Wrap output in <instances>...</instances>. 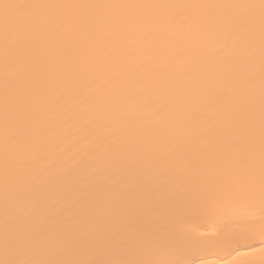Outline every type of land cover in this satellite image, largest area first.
<instances>
[{"label":"bare ground","instance_id":"6f19581e","mask_svg":"<svg viewBox=\"0 0 264 264\" xmlns=\"http://www.w3.org/2000/svg\"><path fill=\"white\" fill-rule=\"evenodd\" d=\"M262 184L261 0H0V264H264Z\"/></svg>","mask_w":264,"mask_h":264},{"label":"snow or ice","instance_id":"6c2138e0","mask_svg":"<svg viewBox=\"0 0 264 264\" xmlns=\"http://www.w3.org/2000/svg\"><path fill=\"white\" fill-rule=\"evenodd\" d=\"M14 7L19 11L24 5H5V8ZM261 7L264 8V0H261ZM262 190H264V184H262ZM264 252V248L261 249ZM7 264H15V262H7ZM22 264H141L138 261H121V262H109V261H89V262H52V261H42V262H22ZM153 264H158V262H153ZM164 264H183V262L175 260V261H167Z\"/></svg>","mask_w":264,"mask_h":264}]
</instances>
